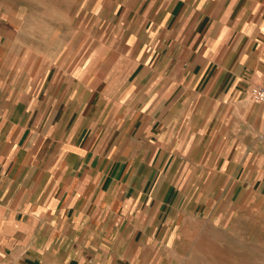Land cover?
<instances>
[{
	"label": "crops",
	"instance_id": "obj_1",
	"mask_svg": "<svg viewBox=\"0 0 264 264\" xmlns=\"http://www.w3.org/2000/svg\"><path fill=\"white\" fill-rule=\"evenodd\" d=\"M91 18L52 57L0 5V264H200L212 227L264 215V0Z\"/></svg>",
	"mask_w": 264,
	"mask_h": 264
},
{
	"label": "rangeland",
	"instance_id": "obj_2",
	"mask_svg": "<svg viewBox=\"0 0 264 264\" xmlns=\"http://www.w3.org/2000/svg\"><path fill=\"white\" fill-rule=\"evenodd\" d=\"M98 0H0L24 20L23 35L44 55L60 57L92 25ZM213 240L199 241L200 264H264V215L236 211ZM217 237V238H216ZM217 239V240H216Z\"/></svg>",
	"mask_w": 264,
	"mask_h": 264
},
{
	"label": "built area",
	"instance_id": "obj_3",
	"mask_svg": "<svg viewBox=\"0 0 264 264\" xmlns=\"http://www.w3.org/2000/svg\"><path fill=\"white\" fill-rule=\"evenodd\" d=\"M249 97L252 101L264 105V84L252 86L249 90Z\"/></svg>",
	"mask_w": 264,
	"mask_h": 264
}]
</instances>
